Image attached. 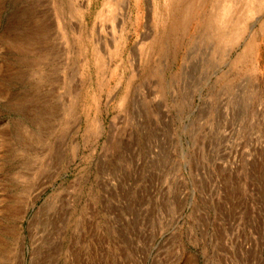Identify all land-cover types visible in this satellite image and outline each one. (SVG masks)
<instances>
[{
  "label": "rangeland",
  "instance_id": "rangeland-1",
  "mask_svg": "<svg viewBox=\"0 0 264 264\" xmlns=\"http://www.w3.org/2000/svg\"><path fill=\"white\" fill-rule=\"evenodd\" d=\"M109 1L0 0V264H264V30L222 58L213 0H128L105 83Z\"/></svg>",
  "mask_w": 264,
  "mask_h": 264
},
{
  "label": "bare ground",
  "instance_id": "bare-ground-1",
  "mask_svg": "<svg viewBox=\"0 0 264 264\" xmlns=\"http://www.w3.org/2000/svg\"><path fill=\"white\" fill-rule=\"evenodd\" d=\"M165 5V11L176 12L178 11V4L187 3V9H190L191 0H158ZM196 1V0H193ZM204 0H201L203 4ZM122 7L119 3V0H112L106 2L104 7L100 10L97 16L98 28L99 31L95 37V44L92 47L94 52L95 66L99 69L102 81L105 83L110 82L113 79V76L110 77L111 66L115 58L113 54L110 55V46L115 48V51L123 54V49L125 46V36L124 32L126 29V20L129 16V5L128 0H122ZM176 3V5H174ZM156 5V3H155ZM175 6V7H174ZM173 9L175 11H173ZM264 10V0H213L211 9L208 13V20L210 22H205L204 30L207 33V36L212 40H218L221 43L220 53L222 58L230 57V52L232 49L236 48L244 41V48L242 52L237 56L236 60L245 61L254 57L258 59L259 57V33L261 30H264V22H262L261 28L256 32L254 26L256 22L251 24L250 22L256 19L259 20L260 14ZM177 15V20L181 19L184 26L189 27L188 16L181 15L180 13H175ZM199 18V17H197ZM132 20V19H131ZM160 20V19H159ZM156 19L154 22L155 36L156 38V25L161 23ZM197 21V20H196ZM112 22V30L108 32L106 23ZM60 23V22H59ZM133 23V20L131 21ZM214 24V26H213ZM201 25V26H203ZM193 26V25H192ZM199 26V23H198ZM60 29L63 31V26L59 25ZM110 28V26H109ZM77 33V30H74ZM158 31V30H157ZM191 31V27L190 30ZM109 35V37H108ZM120 35V36H118ZM94 36V33H93ZM158 40V39H156ZM155 40V41H156ZM164 41V40H163ZM157 44L160 42L156 41ZM144 44L139 42L133 50V60L131 63V77L129 78V83L132 84L139 76L140 65L144 62L145 53H144ZM163 47V46H161ZM162 50V49H161ZM115 53V52H114ZM141 53V57L138 58V54ZM143 53V54H142ZM147 53V51H146ZM148 54V53H147ZM125 78H121L119 83H124ZM71 82L75 86L80 85V79L78 76V71L75 70L72 76ZM141 93L140 90H137V95ZM73 100L71 109L75 110L76 92L73 91ZM72 96V95H71ZM139 98L136 99V101ZM128 98L124 99L123 108H125Z\"/></svg>",
  "mask_w": 264,
  "mask_h": 264
}]
</instances>
